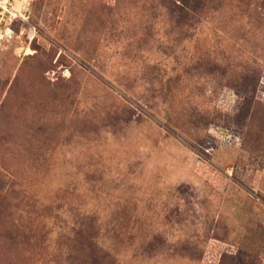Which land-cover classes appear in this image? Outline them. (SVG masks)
I'll list each match as a JSON object with an SVG mask.
<instances>
[{
  "label": "rangeland",
  "instance_id": "1",
  "mask_svg": "<svg viewBox=\"0 0 264 264\" xmlns=\"http://www.w3.org/2000/svg\"><path fill=\"white\" fill-rule=\"evenodd\" d=\"M0 6V264H264V0Z\"/></svg>",
  "mask_w": 264,
  "mask_h": 264
},
{
  "label": "built area",
  "instance_id": "2",
  "mask_svg": "<svg viewBox=\"0 0 264 264\" xmlns=\"http://www.w3.org/2000/svg\"><path fill=\"white\" fill-rule=\"evenodd\" d=\"M6 3H7V1H6ZM5 5H6V4H5ZM0 7L6 10V7H3V6H0Z\"/></svg>",
  "mask_w": 264,
  "mask_h": 264
}]
</instances>
